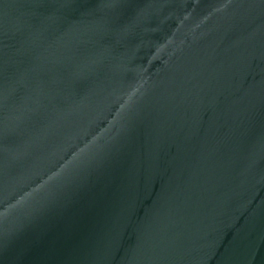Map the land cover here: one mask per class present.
I'll return each mask as SVG.
<instances>
[{"label":"water","instance_id":"water-1","mask_svg":"<svg viewBox=\"0 0 264 264\" xmlns=\"http://www.w3.org/2000/svg\"><path fill=\"white\" fill-rule=\"evenodd\" d=\"M0 264H264V0H0Z\"/></svg>","mask_w":264,"mask_h":264}]
</instances>
